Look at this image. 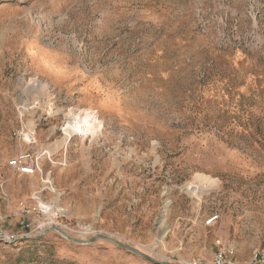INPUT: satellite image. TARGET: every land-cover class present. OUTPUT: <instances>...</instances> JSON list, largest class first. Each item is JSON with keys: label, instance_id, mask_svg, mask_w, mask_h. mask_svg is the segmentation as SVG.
Here are the masks:
<instances>
[{"label": "rangeland", "instance_id": "obj_1", "mask_svg": "<svg viewBox=\"0 0 264 264\" xmlns=\"http://www.w3.org/2000/svg\"><path fill=\"white\" fill-rule=\"evenodd\" d=\"M32 140L43 175L12 166ZM37 197L64 209L44 231L19 214ZM0 227L17 235L0 264H163L98 235L160 262L212 260L219 241L248 261L264 0H0Z\"/></svg>", "mask_w": 264, "mask_h": 264}, {"label": "built area", "instance_id": "obj_2", "mask_svg": "<svg viewBox=\"0 0 264 264\" xmlns=\"http://www.w3.org/2000/svg\"><path fill=\"white\" fill-rule=\"evenodd\" d=\"M24 132L25 131L22 128V130L16 131L15 135L22 136ZM31 144L32 146L30 148L24 150L15 158V160L12 162V166L21 175H43V166L40 158L46 152L44 150L41 152V156L36 155L35 151L37 147V141L32 140ZM37 198V205L33 207L24 205L19 210V214L22 220L21 223L23 225L26 224L25 226L29 227V225H27L28 223H26L28 222L27 220L31 218L33 214L38 213L42 214L45 217V220L40 223L37 227L41 231L48 226L57 225V220L59 218L58 215H63L64 209H57L56 211V208L54 206H51V204L46 203L40 197ZM215 219V217L212 218L209 223L213 222ZM16 236L17 235L4 231L0 227V240L11 242L17 239ZM217 247L218 248L212 260L206 261L200 259H192L187 261L185 264H264V245L255 248L251 258L248 261H245L244 263L238 261L237 250L232 245H225L222 241H219L217 243Z\"/></svg>", "mask_w": 264, "mask_h": 264}, {"label": "water", "instance_id": "obj_3", "mask_svg": "<svg viewBox=\"0 0 264 264\" xmlns=\"http://www.w3.org/2000/svg\"><path fill=\"white\" fill-rule=\"evenodd\" d=\"M52 229L57 230L58 232L62 233L65 237H68V238H70V239H72V240H74V241H76V242H79V243H82V242L85 243V242H87V241H81V240H78V239H75V238L69 236V235H68L63 229H61V228L54 227V228H52ZM97 238H104V239H108V240L114 241L115 243H117V244H119V245H121V246H123V247H125V248H127V249H129V250H131V251H133V252H135V253H137V254H139V255L145 257V258H147V259H150V260H152V261H154V262H157V263H163V264H172V263H170V262H160V261H158V260L152 258L151 256H149L148 254H146V253L140 251L139 249H137V248H135V247H133V246H131V245L124 244V243H122V242L116 240V239H115L114 237H112V236H108V235H98V236L94 237L91 241H95Z\"/></svg>", "mask_w": 264, "mask_h": 264}, {"label": "bare ground", "instance_id": "obj_4", "mask_svg": "<svg viewBox=\"0 0 264 264\" xmlns=\"http://www.w3.org/2000/svg\"><path fill=\"white\" fill-rule=\"evenodd\" d=\"M89 111H87V113H88ZM92 113V112H91ZM88 117H90L89 116V114H87V117L86 118H88ZM82 120V119H81ZM86 122V121H85ZM83 126V125H82ZM72 132V131H71ZM71 132H69L68 131V128H65V134L68 136V137H71Z\"/></svg>", "mask_w": 264, "mask_h": 264}]
</instances>
